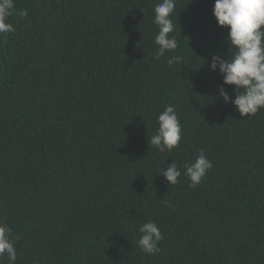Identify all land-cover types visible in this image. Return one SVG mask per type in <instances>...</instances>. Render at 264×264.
I'll return each mask as SVG.
<instances>
[{
  "label": "trees",
  "instance_id": "obj_1",
  "mask_svg": "<svg viewBox=\"0 0 264 264\" xmlns=\"http://www.w3.org/2000/svg\"><path fill=\"white\" fill-rule=\"evenodd\" d=\"M159 2L14 0L15 30L0 34V222L16 264H264V109L241 117L218 96L211 57L233 49L214 0H176L178 48L153 59ZM169 105L181 140L160 153L148 137ZM200 149L213 167L193 189L183 166ZM171 162L170 186L158 174ZM148 220L163 234L155 255L136 243Z\"/></svg>",
  "mask_w": 264,
  "mask_h": 264
},
{
  "label": "clouds",
  "instance_id": "obj_2",
  "mask_svg": "<svg viewBox=\"0 0 264 264\" xmlns=\"http://www.w3.org/2000/svg\"><path fill=\"white\" fill-rule=\"evenodd\" d=\"M176 0H160L154 7L153 23L158 27L154 43L158 46L153 59L160 61L166 52L175 51L178 42L169 36L175 30L171 14ZM16 11L14 0H0V34L14 31V26L7 22ZM26 15V12L21 13ZM213 16L218 26L226 28V40L233 49L231 58L224 59L216 54L211 57L209 72L218 71L223 77V84L218 88V96L224 103H231L241 117L256 115L264 109V0H214ZM182 56L175 55L167 59V64H182ZM223 85L234 86L233 99ZM158 128L148 137V144L160 153L171 152L181 140V125L174 106H167L157 117ZM183 175L189 180V187L195 189L213 167L203 149L194 160L184 164ZM175 185L181 176V170L175 162L160 169L159 174ZM170 206L167 201L163 202ZM140 237L137 246L145 254L155 255L160 252L159 243L163 234L157 224L148 220L139 228ZM18 237L5 223L0 222V258L7 256L8 264H16L17 251L15 241Z\"/></svg>",
  "mask_w": 264,
  "mask_h": 264
}]
</instances>
